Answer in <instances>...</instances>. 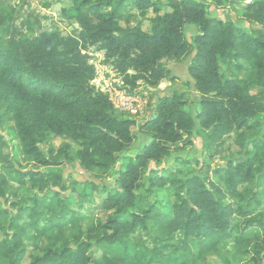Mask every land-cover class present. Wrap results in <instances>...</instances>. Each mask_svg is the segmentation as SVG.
<instances>
[{
	"label": "trees",
	"instance_id": "1",
	"mask_svg": "<svg viewBox=\"0 0 264 264\" xmlns=\"http://www.w3.org/2000/svg\"><path fill=\"white\" fill-rule=\"evenodd\" d=\"M68 1L77 27L64 36L28 18L19 29L17 6L0 0V129L14 135L19 165L31 167L17 169L2 154L0 134V200L14 199L15 209L0 208V264H209L211 257L220 264H264V123L256 121L264 114V30L250 33L211 18L202 0ZM210 4L229 13L241 8L242 20L264 25V0ZM130 8L140 19L155 14L149 31L141 20L129 25ZM186 25L197 29L190 42ZM89 50L104 53V64L129 93L176 83L167 64L191 57L195 118L187 92L174 91L156 99L137 125L91 84ZM136 126L145 144L135 156L120 157L137 139ZM194 130L212 147L235 136L243 159L203 166V174L189 177L163 168L165 159L191 146ZM73 162L96 180L112 177L116 186L102 187L101 213L86 227V192L46 170ZM164 188L173 198L167 209L148 200ZM23 189L33 192L25 206L15 201ZM53 189L52 197H40ZM67 191L77 195L75 209Z\"/></svg>",
	"mask_w": 264,
	"mask_h": 264
},
{
	"label": "rangeland",
	"instance_id": "2",
	"mask_svg": "<svg viewBox=\"0 0 264 264\" xmlns=\"http://www.w3.org/2000/svg\"><path fill=\"white\" fill-rule=\"evenodd\" d=\"M206 2L211 3V0H204ZM249 2V0H248ZM7 3L10 5H16L17 10L20 12L19 20L16 22L17 27L19 29H25L26 26L23 23L24 20L27 18L29 19L30 23L34 25V27L41 28L43 30H58L60 31L64 36L66 35H72L75 32V28L77 27L76 24H73V18L71 17L72 13L70 10V3L68 0H7ZM160 10L159 14H163L165 11L164 2L160 1ZM211 5V4H210ZM64 11H67L66 14H64ZM215 9L212 10L210 8L208 10L209 17L211 18H219L221 20H230L232 21L236 26L239 28H243L246 31L250 33H254L258 30H264V25L259 26L257 24H250L246 21L242 20V13L243 10L241 8H238L237 10L232 9V11L229 13L227 10L228 16L224 14L226 12L223 9H217V16L213 17L212 12ZM129 13L130 15V24L131 26H134L137 21H142V29L144 31H149L150 23L149 19L152 18L155 14L151 11L147 12V19H140L133 10V8H130ZM22 21V23H21ZM120 25L122 27H125V23L121 22ZM193 27L196 29V27L192 25H187L184 29V34L187 38V40L190 42L192 37H189L187 35L188 32H186V29ZM188 31V30H187ZM191 58H187L185 63L190 60ZM93 62L96 65H100L97 62V58H93ZM171 68L174 69V65H170ZM184 67V66H183ZM111 69L108 68L107 72H104V76L111 80L112 78H117L116 75H113L110 71ZM183 74L186 73V70L182 71ZM180 75V74H179ZM116 76V77H115ZM182 79V78H181ZM187 83V82H182ZM193 84V82H192ZM189 83L188 86L182 85L180 90L186 91L189 96V102L187 105V109L192 114V117L195 118V115L197 111L199 110L198 106V95L194 92L193 85ZM138 90L139 92H144L145 89L141 85ZM178 91V90H173ZM172 91V92H173ZM171 92V93H172ZM170 93V94H171ZM167 94V95H170ZM165 96V94L158 96L157 98L154 97V94L149 91L148 92V103L146 108H144L142 115H137L135 118L137 121V125L143 122L145 119H147L151 113L152 105L156 99L159 97ZM256 121L260 123H264V114L258 115L256 117ZM138 127L136 126L133 131L136 134L137 139L134 141L132 147L129 151L123 153L120 157L123 155L127 156H135L143 147V145L146 142V139L144 137H141L139 134H137ZM196 130L193 132V136L191 138V146H187V148L183 151L174 153L171 157L165 159L163 161V168H169L172 169L174 172L181 170V175L183 177H189L193 175H201L203 174V171H201L202 167L209 166V168L214 169L216 167L224 166L228 161L230 160H242L243 156L240 154L239 148L235 144V136H229L224 139V142L222 145L218 147H212V145H209L207 142H205L200 137L196 136L195 134ZM0 134L2 135L5 146L2 148V154L4 156H7L10 160L13 161V164L17 169H21L22 171H27L31 167L27 166L25 163H20V152L19 147L17 145V141L14 137V135L7 131V130H1ZM61 139L55 137L53 140V145L57 147L60 145ZM76 148L72 147V153H75ZM177 159L180 161L177 163L175 162ZM181 161H189L185 163H180ZM188 163V164H186ZM3 164V162L0 160V166ZM184 164V165H183ZM119 167V163L116 165V169ZM172 167H175L174 169ZM50 170L52 172H58L60 173L67 181L69 182V177L75 180L78 183V186L80 189L84 190L89 198V203L85 204V211L83 212L87 220L84 223V227H86L87 223L91 220V217H95L96 215H99L101 213L102 209V199L105 197V195L102 192V187L105 186L109 190H115L116 186L114 184L113 178H108L107 180H96L91 173H87L83 171L77 164V162H73L71 164L62 165L58 168H51L46 169ZM114 173V172H113ZM91 185H94L97 188V191H95ZM12 188H17L15 183L11 182ZM56 191V189H53V191H46L40 197H52L53 192ZM65 196L67 195L69 198V202L71 203L73 209L76 208L77 203V195L75 193H70V191H67L64 193ZM19 198L15 199L16 202H19V205L25 206L30 203V200L33 198V192L27 191V190H21L19 193ZM149 201H159V205L161 206V209H167L169 205L173 202V198L171 196V192L169 189H154L153 194L149 196ZM14 201V199L10 198L8 201L0 200V208L2 209H10L11 212H15L14 208L10 207V204ZM162 201V202H161ZM136 211L140 210V207L135 208ZM3 238V235L0 233V239ZM29 249H31L29 247ZM99 252L97 250L92 251L93 256H97ZM209 264H220L218 260L215 258H209L208 259Z\"/></svg>",
	"mask_w": 264,
	"mask_h": 264
},
{
	"label": "built area",
	"instance_id": "3",
	"mask_svg": "<svg viewBox=\"0 0 264 264\" xmlns=\"http://www.w3.org/2000/svg\"><path fill=\"white\" fill-rule=\"evenodd\" d=\"M83 54L85 53L83 52ZM87 56L88 65L92 66L95 72L91 84L96 90L108 98L116 111L128 114L134 118H136L137 115L141 116L148 103V92L134 90L133 93H129L123 86L121 79L118 78L113 70L110 71L114 73L113 75H116L117 78H112L111 80L107 79L104 76V72L108 71V67L104 64V53L89 50ZM93 58H97V62L100 65L94 64Z\"/></svg>",
	"mask_w": 264,
	"mask_h": 264
},
{
	"label": "crops",
	"instance_id": "4",
	"mask_svg": "<svg viewBox=\"0 0 264 264\" xmlns=\"http://www.w3.org/2000/svg\"><path fill=\"white\" fill-rule=\"evenodd\" d=\"M202 1H204V0H202ZM205 3L208 5V10H209L210 8H212V10L215 9V10L212 12V16H213V17L217 16V12H218V10H217L216 8H214L212 5H210L209 2H206V1H205ZM226 13H227V12H226ZM186 26H187V25H186ZM186 26H185V28H186ZM185 28H184V29H185ZM187 30H188V31H187ZM186 32H188L187 35H189V37H193V36L197 35V29H194L193 27H190V28L186 29ZM189 58H191V57H189ZM185 61H186V60H185ZM185 61H184L183 63H172V62L169 63L170 65H174V66H176V67H175V70H174V69H170V70H171L173 76H175L178 80H177L176 83H174V84L169 83V82H167V81H162V82L160 83V85L158 86L157 89H155V90H151V92L154 94V97H155V98H157L158 96H161V95H163V94H165V96H169V95H167V94H170L173 90L181 91V90H180V88H181V86H182L181 81H182V82H188V83L192 84V81H191V79L188 77V74H187V67H188L189 64H190L191 59L187 62V64L185 63ZM169 64H167L168 69L171 68V67L169 66ZM183 66H184V67H183ZM184 69L186 70V73H185V74H183V72H182V71H184ZM179 74H180V75H179ZM181 78H182V79H181ZM192 85H193V84H192ZM173 92H174V91H173ZM173 92H172V93H173ZM172 93H171V94H172ZM171 94H170V95H171Z\"/></svg>",
	"mask_w": 264,
	"mask_h": 264
},
{
	"label": "water",
	"instance_id": "5",
	"mask_svg": "<svg viewBox=\"0 0 264 264\" xmlns=\"http://www.w3.org/2000/svg\"><path fill=\"white\" fill-rule=\"evenodd\" d=\"M227 12V10H225Z\"/></svg>",
	"mask_w": 264,
	"mask_h": 264
}]
</instances>
